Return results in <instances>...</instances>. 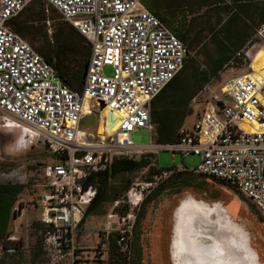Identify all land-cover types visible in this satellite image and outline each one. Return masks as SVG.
<instances>
[{"label":"built area","instance_id":"obj_1","mask_svg":"<svg viewBox=\"0 0 264 264\" xmlns=\"http://www.w3.org/2000/svg\"><path fill=\"white\" fill-rule=\"evenodd\" d=\"M33 1L0 0V118L4 128L21 129L30 145L46 147L56 157L39 169L45 183L35 202L47 228L46 264H83L78 225L98 195V186L87 184L88 178L115 158L144 153L132 133L145 129L152 142V103L183 70L187 48L144 0H44L91 48L83 88L73 91L12 29L14 19ZM106 67L113 68V77L105 75ZM94 99L103 101L119 123L115 132L100 133L99 141L80 126L86 114L97 115L101 123V114L85 109ZM237 119L255 131L244 130ZM164 148L173 159L177 153L199 157L192 172L233 185L264 218V68L229 79L193 127H181L177 141ZM176 171L158 168L151 180L131 186L112 202L98 233L99 247L108 250L113 237L120 251L129 254L145 198ZM20 243L14 234L0 242V264L14 255L20 259L25 249Z\"/></svg>","mask_w":264,"mask_h":264},{"label":"rangeland","instance_id":"obj_2","mask_svg":"<svg viewBox=\"0 0 264 264\" xmlns=\"http://www.w3.org/2000/svg\"><path fill=\"white\" fill-rule=\"evenodd\" d=\"M194 2L198 6L200 0H194ZM46 9L48 11H44L45 19L46 21L50 20V24L45 21L25 23L30 12ZM19 21L31 30V35L18 34L38 53L40 46L46 42L47 38L53 40L56 35L59 36L64 32H69L71 27L70 24L61 19L60 14L55 9L48 7L43 0H36L32 3ZM255 32L252 45L245 48L241 55L237 54L236 58L231 60L214 78L206 77L203 72L206 68L202 66L205 58L203 55H198L200 69L195 67L192 72L183 74L177 89H169L157 101L156 108H152L153 113H171L178 115V118L185 115L181 127L192 128L220 86L235 76L253 70L250 64L255 60H258L261 67H264V58L252 55V49L255 46L264 54V42L261 35L263 29H256ZM200 48L201 46L198 51ZM247 52L251 58L250 61L246 59L248 58ZM246 60H248V63H246ZM259 71L257 70V72ZM104 73L108 77L114 76L112 67H106ZM108 111L110 110L106 109L103 115L105 116ZM93 112L99 114V110ZM111 115H114V113L111 112ZM117 123V117L107 120L104 127L107 134H111ZM2 125L3 122L0 118V176L3 181L20 182L27 185V189L15 205L16 212L19 203H22L23 208L20 209L17 216L11 219L8 235L14 234L23 242L25 246L23 255L25 264H46L43 253L40 252V255L36 257L34 252L36 250L35 246L43 234V229H38L35 225L42 216V211L36 207L35 202L42 195L45 183L39 171H37L38 166L36 164L55 162L56 157L46 147L38 144L30 145V142L23 136L21 129H7ZM154 125L156 124L154 123ZM80 126L82 131L93 135L95 140L99 141L102 125L97 115L86 114ZM157 128L156 125V134ZM132 141L136 146L147 145L150 143V134L145 129L137 130L132 133ZM17 143L21 145L19 151L15 150ZM155 143L156 138L154 137L153 144ZM122 158L145 160L152 163L147 168L127 175L124 180L113 183V188H123L127 182H130V187L147 182L156 174L158 168L161 170L175 167L193 169L200 163V158L194 155H188L184 158L180 153H177L175 159H173L172 152L162 147L157 148L155 152L154 149H147L142 154L129 152ZM191 184L190 187L184 188L176 194L172 192L163 193L155 201L147 204L145 210L141 208V218L137 223V238L135 235L132 254H134V247L135 253L137 249L141 248L144 264H175L174 240L177 225L180 216L185 213L183 208H189L191 212L197 209L200 216L209 217L211 231H215V234L224 231L226 236L231 237L233 235L236 237L248 254V258L246 257L245 260L246 264H264V218L259 210L257 208L252 209L236 190L217 183L212 178L198 176L192 180ZM109 206V202H101L99 210L107 213ZM105 215H87L83 223L78 225L77 247L83 256V264H109V254L105 248L99 247L101 239L98 235L106 223ZM200 220L198 223L201 222ZM199 233L202 234V229L199 230ZM201 240L205 241L203 244L206 246L216 241L214 238L204 236ZM97 249L102 252L99 258H97ZM253 257L254 262L251 260ZM17 258L18 256L14 255L5 258V262L16 264L15 259ZM225 264L238 263L229 260Z\"/></svg>","mask_w":264,"mask_h":264},{"label":"trees","instance_id":"obj_3","mask_svg":"<svg viewBox=\"0 0 264 264\" xmlns=\"http://www.w3.org/2000/svg\"><path fill=\"white\" fill-rule=\"evenodd\" d=\"M144 3L148 10L172 30L187 48L183 70L153 101L152 108H156L157 101L169 89H177L183 74L192 72L195 67L200 69L198 55H203L205 58L202 66L206 68L203 71L206 77L214 78L231 60L236 58L237 54L241 55L245 48L252 45L256 29L261 28L264 33V0H200L198 6L194 4V0H144ZM47 6L52 7L48 4ZM52 8L55 9L54 7ZM25 10L14 19L12 29L17 33L29 36L31 35V30L23 22L19 21L25 15ZM44 11L47 12V9L30 12L25 23L47 22ZM200 46L201 48L198 51ZM258 49L257 46L253 47L252 55L264 58V54ZM39 53L55 68L59 78L65 85L73 91L80 92L82 90L91 48L86 39L72 25L69 32H64L59 36L56 35L53 40L47 38L46 42L40 46ZM246 63H248V60H246ZM251 67H253L254 71L264 68L261 67L258 60L252 62ZM177 116L171 113H153L152 110V120L158 127L156 144L168 145L177 141L178 130L183 125L185 115H181L179 118ZM151 163L145 160L139 161L120 157L115 158L104 171L91 174L87 184H96L98 186V195L88 208L86 216L106 214L105 211L99 210L100 203L109 202L111 204L130 188V182H127L123 188H113L112 184L124 180L127 175L135 171L149 167ZM157 172L158 170L155 173ZM198 176L203 175L187 170L174 173L145 198L142 208L145 210L147 204L155 201L163 193L172 192L176 194L180 190L190 187L192 180ZM212 179L217 183L236 190L252 209L256 208L233 185L222 180ZM25 189H27V185L20 182L17 184L0 183V242L8 236V226L13 217L12 215L17 216L20 209L23 208L22 203H19L17 212L12 210L19 197L24 194ZM140 218L139 212L132 237V252L135 235L137 238V223ZM35 225L38 229H43L42 238H39L35 246L36 250L34 252L37 257L40 252L41 254L43 253V241L47 228L44 227L40 220ZM20 245H24L22 241ZM24 252L25 249L19 254L20 259H15L16 264H25ZM96 252L97 258H99L102 252ZM109 264H144L141 248L137 249L135 253L134 247V254L129 258V256L120 251L116 240L112 238L110 241Z\"/></svg>","mask_w":264,"mask_h":264},{"label":"bare ground","instance_id":"obj_4","mask_svg":"<svg viewBox=\"0 0 264 264\" xmlns=\"http://www.w3.org/2000/svg\"><path fill=\"white\" fill-rule=\"evenodd\" d=\"M85 109L91 112L99 110V114L102 115L100 133L107 134V130L104 128L107 120L116 117V115H111V112L108 111L104 116L103 114L107 108L104 102L99 99L88 102ZM237 121L244 130L255 131V128L244 120L237 119ZM118 125L119 123H117L111 133L118 129ZM183 209H185V213L179 218L174 240L175 264H225L229 260L238 264H246L245 260L246 257L248 258V254L236 237L233 235L231 237L226 236V233L221 231L215 234L214 239L216 241L213 244L204 245L199 239L201 234L199 230L203 226L198 223L200 219V221H203L204 217L200 216L197 209L193 212L189 208Z\"/></svg>","mask_w":264,"mask_h":264},{"label":"water","instance_id":"obj_5","mask_svg":"<svg viewBox=\"0 0 264 264\" xmlns=\"http://www.w3.org/2000/svg\"><path fill=\"white\" fill-rule=\"evenodd\" d=\"M46 163H37L36 165L39 167V168H42L43 166H45ZM208 218L209 217H205L203 218V221L200 222V225L203 226L202 227V234L201 236H199V239L201 240V238L204 236V237H210L211 239L214 238L215 235V231H211L212 229L210 228L211 226V223L208 221ZM207 224V225H205ZM202 242L205 243V241L201 240ZM206 244H209V243H206Z\"/></svg>","mask_w":264,"mask_h":264},{"label":"crops","instance_id":"obj_6","mask_svg":"<svg viewBox=\"0 0 264 264\" xmlns=\"http://www.w3.org/2000/svg\"><path fill=\"white\" fill-rule=\"evenodd\" d=\"M156 126V125H155ZM154 137L156 138V131H155V127H154V131H153V133H152V142L150 141V143L149 144H147V145H144V146H139V147H141L142 149H143V152L145 153V151L147 150V149H154V152H155V150L157 149V148H164L165 147V145H158V144H153V140H154ZM178 171H183V170H187V171H192L193 169H195V168H193V169H188V168H186V167H181V168H177V167H175ZM207 177V176H206ZM209 178H211V177H209ZM86 218V217H85ZM113 238V237H112ZM111 238V239H112ZM111 239H110V241H111ZM115 239V238H114ZM110 241H109V251H110Z\"/></svg>","mask_w":264,"mask_h":264},{"label":"flooded vegetation","instance_id":"obj_7","mask_svg":"<svg viewBox=\"0 0 264 264\" xmlns=\"http://www.w3.org/2000/svg\"><path fill=\"white\" fill-rule=\"evenodd\" d=\"M37 170H39L38 167H37ZM0 175H1V174H0ZM0 177H1V176H0ZM0 183H4V184H7V183L17 184L18 182L3 181V178L1 177V178H0ZM151 193H152V192H151ZM151 193H150V194H151ZM150 194H149V195H150ZM149 195H148V196H149ZM148 196H147V197H148ZM147 197H146V198H147ZM15 205H16V204H15ZM142 205H143V204H142ZM141 208H142V206H141ZM12 210H13V211L15 210V206H14V208H13ZM15 211H16V210H15ZM140 211H141V210H140ZM12 214H13V213H12ZM12 216L15 217L14 215H12ZM13 217H12V218H13ZM12 218H11V219H12ZM14 219H15V218H14ZM10 221H11V220H10ZM9 224H10V222H9ZM8 228H9V226H8ZM107 252H108V254H109V249L107 250ZM131 255H132V248H131V252H130L129 254H127L126 256H129V258H130ZM143 260H144V259H143ZM143 262H144V261H143Z\"/></svg>","mask_w":264,"mask_h":264},{"label":"clouds","instance_id":"obj_8","mask_svg":"<svg viewBox=\"0 0 264 264\" xmlns=\"http://www.w3.org/2000/svg\"><path fill=\"white\" fill-rule=\"evenodd\" d=\"M20 148H21V145H20L19 143H17L16 146H15V150H16V151H19Z\"/></svg>","mask_w":264,"mask_h":264},{"label":"snow or ice","instance_id":"obj_9","mask_svg":"<svg viewBox=\"0 0 264 264\" xmlns=\"http://www.w3.org/2000/svg\"><path fill=\"white\" fill-rule=\"evenodd\" d=\"M251 260L254 262V257H253V258H251Z\"/></svg>","mask_w":264,"mask_h":264}]
</instances>
